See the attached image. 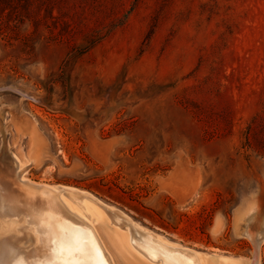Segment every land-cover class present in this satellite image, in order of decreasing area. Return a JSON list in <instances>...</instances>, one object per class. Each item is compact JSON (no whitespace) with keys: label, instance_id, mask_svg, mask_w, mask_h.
I'll use <instances>...</instances> for the list:
<instances>
[{"label":"rangeland","instance_id":"374dc122","mask_svg":"<svg viewBox=\"0 0 264 264\" xmlns=\"http://www.w3.org/2000/svg\"><path fill=\"white\" fill-rule=\"evenodd\" d=\"M0 175L264 264V0H0ZM86 216L112 264H158Z\"/></svg>","mask_w":264,"mask_h":264},{"label":"bare ground","instance_id":"6f19581e","mask_svg":"<svg viewBox=\"0 0 264 264\" xmlns=\"http://www.w3.org/2000/svg\"><path fill=\"white\" fill-rule=\"evenodd\" d=\"M86 214L96 219L109 215L118 229L126 226L128 235L120 234L119 240L150 261L206 264L200 252L166 240L88 191L37 183L24 175L18 182L0 175V264H112L96 224ZM221 261L233 259L225 256Z\"/></svg>","mask_w":264,"mask_h":264},{"label":"trees","instance_id":"16d2710c","mask_svg":"<svg viewBox=\"0 0 264 264\" xmlns=\"http://www.w3.org/2000/svg\"><path fill=\"white\" fill-rule=\"evenodd\" d=\"M142 196L143 195L139 192H133L130 194L131 200H136L137 202H139L138 199L141 198ZM123 204L126 205L129 209L133 210L136 214H138L141 219H148L152 223L157 222V218L155 217V215L152 214L149 211V209H147V207L143 206L141 203H139V205H135L131 203H123ZM160 227L164 228L163 225H161Z\"/></svg>","mask_w":264,"mask_h":264}]
</instances>
